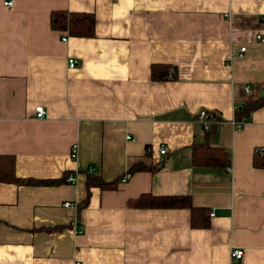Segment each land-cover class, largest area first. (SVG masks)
Listing matches in <instances>:
<instances>
[{
    "label": "crops",
    "instance_id": "1",
    "mask_svg": "<svg viewBox=\"0 0 264 264\" xmlns=\"http://www.w3.org/2000/svg\"><path fill=\"white\" fill-rule=\"evenodd\" d=\"M56 9L92 13V34L51 28ZM256 34L264 0H0V156L34 180L0 181V264H264V103L231 122L264 86ZM202 142L228 161L193 163ZM133 162L154 168L119 181ZM143 193L187 195L208 224L131 205Z\"/></svg>",
    "mask_w": 264,
    "mask_h": 264
},
{
    "label": "trees",
    "instance_id": "2",
    "mask_svg": "<svg viewBox=\"0 0 264 264\" xmlns=\"http://www.w3.org/2000/svg\"><path fill=\"white\" fill-rule=\"evenodd\" d=\"M49 24L53 29H66L71 35L89 36L93 32L94 16L90 12H75L56 9L50 12ZM150 72L153 79L167 77V69H163L159 64H152ZM235 103L237 104L235 108V118H238L263 104L264 97H247L238 101V103ZM227 155V151L221 146H213L202 142L192 148L191 161L200 165H223L228 161ZM252 165L257 168H264V147L259 148L254 152L252 156ZM152 168L154 167L150 165L133 162L128 168V171L133 169ZM0 181H14L16 183L34 182V180L30 178L24 179L14 175L13 158L8 155L0 156ZM94 182L98 185H106V183L101 180L95 179ZM131 205L147 207H186L189 210V223L191 226L205 227L208 224V219L205 215V207L193 205L187 195H151L143 193L134 199L131 202Z\"/></svg>",
    "mask_w": 264,
    "mask_h": 264
},
{
    "label": "built area",
    "instance_id": "3",
    "mask_svg": "<svg viewBox=\"0 0 264 264\" xmlns=\"http://www.w3.org/2000/svg\"><path fill=\"white\" fill-rule=\"evenodd\" d=\"M2 4L5 6H10L12 4V0H2ZM66 33L61 37L62 40L66 39ZM256 37L260 40H264V38L262 36H260V34H256ZM240 50H243V46H241L239 48ZM77 64V59L74 58L73 56H67L66 57V65L67 68H73L74 66H76ZM243 91L246 93L248 92V86L244 85L243 86ZM237 106L236 103L233 104V109H235ZM34 115L37 118H41L45 115V110L43 108V106L41 104H38L36 106H34ZM198 117L203 121L204 127L207 128L208 127V119H210V115L208 114L207 111L205 110H199L198 111ZM249 118V113H246L244 115H241L238 118H234L231 120L233 127L235 128H240L243 126V124L245 123V121ZM165 151V148H159V152L163 153ZM76 152H77V143L76 142H72L69 146V156L71 158H75L76 156ZM225 169H229V166H224ZM90 169V168H88ZM131 172L130 171H125L120 177H119V181H124L126 180L129 176H130ZM67 182H74L75 181V175L74 174H69L65 177L64 179ZM68 204H70V202L65 201L63 202L64 206H67ZM209 215H212V210H209L208 212ZM242 253L241 249H233L230 252L231 256L234 257H239Z\"/></svg>",
    "mask_w": 264,
    "mask_h": 264
},
{
    "label": "water",
    "instance_id": "4",
    "mask_svg": "<svg viewBox=\"0 0 264 264\" xmlns=\"http://www.w3.org/2000/svg\"><path fill=\"white\" fill-rule=\"evenodd\" d=\"M258 95H259L260 97H264V86H262V87L259 89Z\"/></svg>",
    "mask_w": 264,
    "mask_h": 264
}]
</instances>
